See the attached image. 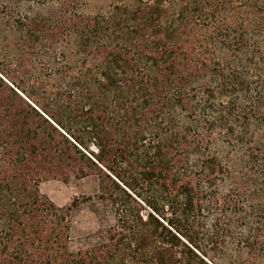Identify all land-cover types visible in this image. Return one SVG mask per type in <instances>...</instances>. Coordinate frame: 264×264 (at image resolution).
Here are the masks:
<instances>
[{
  "label": "trees",
  "instance_id": "1",
  "mask_svg": "<svg viewBox=\"0 0 264 264\" xmlns=\"http://www.w3.org/2000/svg\"><path fill=\"white\" fill-rule=\"evenodd\" d=\"M94 178L98 228L40 184ZM264 264V0H0V264Z\"/></svg>",
  "mask_w": 264,
  "mask_h": 264
},
{
  "label": "rangeland",
  "instance_id": "2",
  "mask_svg": "<svg viewBox=\"0 0 264 264\" xmlns=\"http://www.w3.org/2000/svg\"><path fill=\"white\" fill-rule=\"evenodd\" d=\"M39 190L58 207L69 206L74 201L78 203L71 220L70 237L73 248L80 240L95 233L99 225L98 218L83 203V199L96 194V179H70L67 182L48 180L40 184Z\"/></svg>",
  "mask_w": 264,
  "mask_h": 264
}]
</instances>
